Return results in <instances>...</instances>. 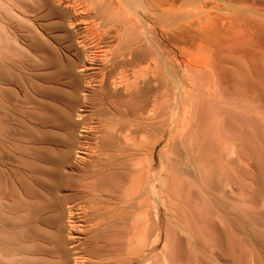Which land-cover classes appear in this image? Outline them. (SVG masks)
<instances>
[{
    "label": "rangeland",
    "instance_id": "374dc122",
    "mask_svg": "<svg viewBox=\"0 0 264 264\" xmlns=\"http://www.w3.org/2000/svg\"><path fill=\"white\" fill-rule=\"evenodd\" d=\"M36 1L27 0L33 10L28 24L45 46L34 39L21 41V34L29 35L22 28L21 40L13 45L7 28L8 5L6 0L0 2V264H36L37 259L38 264H51L55 254L47 250L52 246L49 235L59 225L53 219L56 202L67 192V184H59L60 176L69 172L85 146L80 131L83 91L74 81L75 74H82L77 49L58 26L59 17L46 15L44 6L35 8ZM224 1L182 0L179 9L171 10L169 25L195 21L201 13L203 17H198L206 20L208 7L215 11L208 9L207 17L219 11L232 16L238 14L237 9L246 8L253 19L264 22V0ZM157 19L152 18L160 45L158 32L169 25ZM174 26L170 30L178 25ZM165 51L172 74L166 85L161 70L156 72L157 140L152 153L154 170H159L164 159L168 162L169 185L164 202L157 205V227L149 238L156 239L154 255L162 258L167 230L174 228L184 237L175 235L173 249L167 251L175 261L189 254V243L197 256L186 261L188 264H218L216 260L219 264H264V93L243 97L218 78L227 69L233 76L239 73L238 79L245 74L244 66H255L258 71L249 75L261 80L258 85L264 91V60H241L236 52L237 62L230 61L225 55L228 50L195 39L178 40ZM189 59L199 68L211 66L216 75L210 77L206 70L185 66ZM69 63H74L72 71L65 70ZM192 77L198 86L193 93L188 90ZM212 81L218 82L224 100L216 98L210 103L203 96L205 83ZM165 96L167 110L161 104ZM76 97L78 103L73 104ZM88 109L81 114H89ZM189 228L193 237L185 232ZM74 234L80 235L78 230ZM212 248L219 258L211 255Z\"/></svg>",
    "mask_w": 264,
    "mask_h": 264
},
{
    "label": "bare ground",
    "instance_id": "6f19581e",
    "mask_svg": "<svg viewBox=\"0 0 264 264\" xmlns=\"http://www.w3.org/2000/svg\"><path fill=\"white\" fill-rule=\"evenodd\" d=\"M181 1L37 0L35 2V8L40 6L46 8V15L59 17L58 26L66 32L65 36L70 40L69 44H75L81 63L79 70H82V74L79 72L74 77L81 92L83 91L80 111L85 112L86 108H89V114L82 115L80 112V120L83 124L80 131L83 132L81 137L84 139L85 146L82 147L84 150L78 151L79 154L72 168H69V172L60 176L59 184H67V192L58 198L57 214L52 217L59 225L56 226L54 233L49 235L52 246L47 253L55 254L52 256L51 264H188L186 261L191 258L193 260L197 256L192 251V249L195 251L193 245L187 243L191 249L189 254L183 257L184 259L181 257V260L175 261L169 258L167 251L173 249L174 236L184 239L174 228L167 230L165 252L161 259L154 255L152 243L156 239L150 241L157 227L155 226L157 205L164 202L169 185L168 162L164 159L160 163L159 170H154L153 167L152 146L157 140L154 139V121L157 113L156 72L161 70L159 75L167 85L172 74L170 68L172 66L165 50L181 39L209 42L214 47L226 49L228 54L225 55L230 61L232 59L237 62L235 56L237 54L241 60L251 61L260 58L259 60L263 61L264 22L253 19L252 15H248L245 11L246 8L237 9L238 14L232 16H227V13L221 14L219 11L207 17L208 9L215 11L208 7L207 11L206 9L203 11L204 13L206 11L204 14L206 20L198 17L201 13L195 17V21L192 19L180 24L176 22L178 26L175 25L176 28L170 30L174 25H169V15L172 9L175 10L180 6ZM213 1L215 3V0ZM226 1L234 0L224 2ZM6 2L9 9L7 28L10 37L14 40L13 45L16 44L17 39H20L18 38L20 28L29 33V35L21 34L23 37L21 41L27 42L29 38L34 39V42L37 41L38 45H47L46 42H40L41 39L28 24L29 14L33 11L31 4H28L27 0H6ZM218 2L219 0H216V3ZM35 16L37 18L39 15ZM201 16L203 17V14ZM152 18H159L161 22L164 21L163 23L169 25L163 24L164 29L158 32L160 45L156 43V29ZM0 23H2L1 18ZM47 48L49 49L48 46ZM17 50L21 51L19 47ZM49 52L54 55L52 50ZM158 56L161 57L159 64ZM185 66L193 67L194 71L200 68L206 70L210 77L216 75L211 66L199 65V68L197 64L191 63L190 59L185 61ZM74 67V63H69L65 70L72 71ZM232 67L234 66L229 69ZM244 67L242 70L247 72L245 71V74L238 79L236 76L239 73L233 76L229 70L222 68L223 76H218L219 83L220 80L223 81L226 87L243 97H249L251 93L263 94L264 91L261 90L263 88L258 85L261 80L249 75L253 71H258L257 68L249 65ZM216 82L205 83L206 90L203 89L202 94L207 102L212 103L216 98L224 100ZM214 84L217 85V90H214ZM196 86L192 77L188 90L193 93L198 90ZM251 96L254 98L253 95ZM72 102L77 104V97L73 98ZM161 104H165L167 110L168 96L164 97ZM91 118L93 121H90ZM64 180L65 182H62ZM76 230L80 235L74 234ZM161 232L160 229L155 237H160ZM185 232L190 237L194 236V231L190 228ZM215 250L212 248L211 255L219 258ZM212 256H209L210 261L214 262ZM216 262L219 264L217 260ZM38 263L41 262L37 259L36 264Z\"/></svg>",
    "mask_w": 264,
    "mask_h": 264
}]
</instances>
